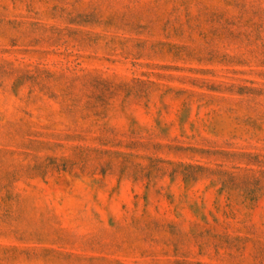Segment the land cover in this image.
Returning a JSON list of instances; mask_svg holds the SVG:
<instances>
[{
	"label": "rangeland",
	"instance_id": "obj_1",
	"mask_svg": "<svg viewBox=\"0 0 264 264\" xmlns=\"http://www.w3.org/2000/svg\"><path fill=\"white\" fill-rule=\"evenodd\" d=\"M0 264H264V0H0Z\"/></svg>",
	"mask_w": 264,
	"mask_h": 264
}]
</instances>
